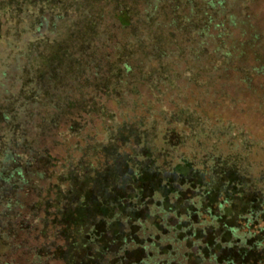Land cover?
Listing matches in <instances>:
<instances>
[{
	"label": "rangeland",
	"instance_id": "obj_1",
	"mask_svg": "<svg viewBox=\"0 0 264 264\" xmlns=\"http://www.w3.org/2000/svg\"><path fill=\"white\" fill-rule=\"evenodd\" d=\"M145 1L0 0V264H127L139 260L137 246L149 245L158 224L174 226L180 220L182 226L195 225L184 209L193 196L187 186H195L197 177L185 172V166L178 172L152 173L146 160L150 143L135 141L141 129L172 114L185 116L184 122L166 125L172 133L184 132L191 139L200 121L209 136L202 138L206 155L198 157L196 169L208 175L212 153L224 160V170L236 168L242 174L244 169L250 178L242 181L236 197L222 189L224 174L212 186L205 202H214L213 213L221 215L218 222L199 218L207 228L204 236L195 235L197 244L212 245L220 261L229 257L237 264H264V244L244 254L237 246L222 250L213 242L224 238L223 222L232 226L242 215L248 194L264 199V0H223L222 13L232 14L236 26L233 40L245 43L232 57L249 64L242 75L259 73L255 83L235 94L251 107L232 119L236 123L204 116L205 109L215 114L223 102L207 88L182 106L171 102L169 86H157L156 78L146 82L148 87L119 85L127 57L137 71L134 77L159 74L163 79V59L188 57L186 33L160 35L153 30L142 35L138 24L128 30L133 44L126 46L125 27L117 20L121 11L133 14L142 7L157 20L173 18L179 26L177 17L187 5V0ZM146 61L149 75L141 72ZM234 101L227 99L229 105ZM201 109L204 115L198 116ZM179 143L174 139L171 147L178 149ZM102 145L110 146L109 152ZM182 147V157L194 161L195 146L184 142ZM140 157L145 160L138 161ZM173 191L177 203L170 198L172 206L165 202V213H159L156 200L160 195L168 199ZM147 208L157 217H150ZM25 218L33 229H22ZM234 235L245 237V230L238 228ZM60 243L69 245L66 253ZM188 245L184 240L174 244L179 263L181 253L190 251ZM157 259L168 261L162 255Z\"/></svg>",
	"mask_w": 264,
	"mask_h": 264
},
{
	"label": "trees",
	"instance_id": "obj_2",
	"mask_svg": "<svg viewBox=\"0 0 264 264\" xmlns=\"http://www.w3.org/2000/svg\"><path fill=\"white\" fill-rule=\"evenodd\" d=\"M145 2H148V0ZM223 3V0H187V5H184L185 9H183L182 13H180L179 17H177L179 19V26L176 25L177 23L173 18L163 20L159 18L157 20L153 12L145 11L142 7L141 10H139L141 12L135 11L133 14L128 13V11H121L117 16V20H119L120 24L125 27V34H127L125 37L126 46L133 44L129 37L128 30L133 32L137 24V31L140 30L142 35L146 32L150 33L153 30H157L160 35L163 33L168 35L186 33L185 36L189 39V42L186 43L185 47L188 50V57L181 58L178 60V62L172 61L171 59L162 60L164 63H167V72L166 76L164 77L165 79H163L159 74L154 75V77L151 78L147 76L134 77V75L137 74V71H133V67L130 65V59L127 57V59L121 64L123 73L119 76V85L123 87L131 85L132 88L148 87L146 82L149 80L152 81L154 78H156L157 86L160 87L163 82L169 86V93H171L172 97L171 102L175 103V105L182 106H188L191 104V102L197 98L199 90H202L205 94V88H207L206 90H210V93H212L214 96L216 95V97L223 100V102L215 114H213L212 111L205 109L204 115L203 110L201 109L202 114H199L198 116L204 115L209 120L212 115H215L218 120L224 123H234L235 121L232 119L237 117L238 114H241L240 116H242L246 110L251 108L250 105L243 101V98H240L235 94H238L240 91H245L240 90L241 87L248 89L247 87L251 83H255L259 79V73L254 71L253 75L251 76L242 75L241 70H247L249 64H247L246 60H237L235 56L232 57L233 53L240 52L239 49L245 43L241 41L237 43L233 40L235 24L232 20V14L224 15L222 13ZM192 4L194 8H192ZM194 11L197 13V17L192 14ZM140 14L141 16L139 18ZM222 17L224 21L221 19ZM169 44L167 49H169ZM169 50H171V48ZM191 53L193 56H191ZM155 65L161 67L162 63L156 62ZM150 68L151 64H148L146 61V65L141 72L145 75H149ZM154 69L158 70V67H155ZM174 75H177L175 80L171 79V77ZM227 99H235L236 101H234V104L229 105L227 103ZM201 100L204 99L202 98ZM165 111L171 112L172 110L166 108ZM251 111L255 112V109L252 108ZM184 118L185 116L183 114H172L169 115V117H160V119H156L155 122H151L153 125L141 129V135L140 137H135V141L141 144L150 143L152 148L150 151L151 157L146 160L149 162L148 164L150 168H148L152 171V173L161 175L175 171L178 172L179 170L177 169L185 166L182 168L185 169V172L190 173L194 179L197 177V184L195 186H187V188H189V193H192L193 196L187 201V206L184 209V212L187 218L193 217L196 220L195 225L198 227V229H195L196 226L194 224L192 225L188 222H185L187 223L186 227L181 226L180 223H176L175 227L173 228V232L175 233L173 234L174 237L172 236L173 238H175L178 233L185 237L183 238L184 240L189 241L190 238L194 237V234H196L195 232H197L200 236H204V232L207 227H201L203 226V223L201 222L205 223L204 219H200L201 221L199 222V218L201 216L205 215L209 217L210 220L218 222L217 219H219L221 214H218L217 216L215 213H213L214 202L212 205H208L205 202L207 199L205 196L212 193V186H215L216 182L220 181L222 177L221 175L224 174L222 189L228 191L227 193L231 196L234 192L235 196L232 197L237 196L238 188L242 187V181L244 180L250 182V178L249 175L244 172V169L242 174L238 171L239 169L236 168L233 171L229 170V168L224 170V165H222V161L224 160H221L219 157L217 158L212 153L208 157L209 162L213 163L208 167V175L202 173V170L196 169L195 166L199 162L198 157L206 155V152H204L202 149V138H207L209 136H207L208 134H205L202 126H200V121L197 122L198 126L195 125V128H198V130L193 131L191 139H189V134L185 135L186 133L184 132L181 133L183 135L177 133L175 134L174 132L172 133V130L168 129V126H170L168 124H171V122H184ZM190 122H193V120L190 119ZM156 125L158 126L157 128ZM149 130H151V132ZM185 137L189 138L185 140ZM174 139L178 140V142H182L179 143V146H181L180 148L177 149L175 147H171V143L174 141ZM184 142L187 147L195 146L194 148H191L195 154V156H193L194 161L182 157V151L180 150L183 148L182 144ZM158 143H161L162 146L158 145ZM141 144H139V146ZM101 149L105 152H109L110 146L102 145ZM105 152H102V154H105ZM155 157H161L162 159L158 160L161 162L158 163L157 158ZM234 159L237 158L234 157ZM137 160L144 161L145 159L140 157ZM216 161L218 164H215ZM175 175L179 174L175 173ZM138 176L141 177V174L138 173ZM136 179L139 178L136 177ZM218 186L219 185H217V187ZM181 187L179 188L180 190ZM182 188L186 187L183 186ZM173 193H177V191H173ZM248 196H251L250 201H252L247 203L243 210L244 212L242 215L237 217L235 224L226 227L225 223L223 222L221 226L223 231L220 236L224 238L219 237V242L213 240V242L220 245L222 250L224 248L229 249L231 246H237L238 250L242 251L244 254H247L253 248L259 249L264 244V199L262 197L261 199L259 197H255L254 192H252V194H248ZM153 197L154 196L150 198L151 201H153ZM176 200L177 197H174V204L177 202ZM219 200H221V197ZM173 203L170 202L168 204L172 206ZM225 205V203H222V207ZM157 208H159V205ZM148 215L152 216L149 210ZM31 216L32 214L29 215V217ZM0 218L2 219L4 217L0 216ZM32 218H35V216H32ZM28 219L25 218V220L21 223L24 226L22 229H33V227L28 223ZM251 226H253L252 231L249 232ZM56 228H59V225ZM238 228L245 230V237L239 238L234 235ZM162 229L166 234L170 233L168 226L165 225L162 227ZM169 240L170 239H168V241ZM171 241H173V239ZM197 243L198 239L196 242H191L189 244L191 248L195 247L196 244V252L193 254L187 253L186 257L188 261L192 260V258L189 259V256H191L193 258L195 257L194 259L196 260V264H205L209 262H213L214 264H237L235 261L230 260L229 257L223 259L222 261L218 260L215 255L216 253L213 250V246L209 243H205L203 248L198 246ZM59 246L63 253H66L70 248L68 244L60 243ZM156 246L158 247L159 245ZM141 248L145 249L143 246ZM205 251L208 252L207 255ZM211 251H213V253ZM203 253L204 257L202 256ZM165 254V252H162V255L165 256ZM160 262L162 263V261H159L158 263L160 264ZM135 264L144 263L141 259Z\"/></svg>",
	"mask_w": 264,
	"mask_h": 264
},
{
	"label": "crops",
	"instance_id": "obj_3",
	"mask_svg": "<svg viewBox=\"0 0 264 264\" xmlns=\"http://www.w3.org/2000/svg\"><path fill=\"white\" fill-rule=\"evenodd\" d=\"M158 195H160V194H158ZM153 196H154V193H153ZM174 197H178L177 196V193H173L172 195H170L169 197H168V199H166L165 200V198L164 197H162L161 195L159 196V199L158 200H156V207L159 205V213H161V212H163V213H165V209H164V206H165V202L166 203H170L171 201H170V198H171V200L172 199H174ZM177 201V200H176ZM172 203V202H171ZM177 203V202H176ZM165 210V211H164ZM170 210V209H169ZM150 217H157V213L156 214H152V216H150ZM178 223H180V220H179V222L177 221V224ZM182 223H180V225H181ZM184 224H186L185 226H183V227H186L187 226V223H185L184 222ZM160 225V226H159ZM168 226L169 227V232L170 233H168V234H166L165 233V231L162 229V227L163 226ZM165 225H162V223L161 224H158V226L156 227V225H155V227L157 228V231H158V234H156L155 236L153 235L150 239H148L149 241H148V244L149 245H144V244H139L138 246H137V248H139L140 249V251H141V256H140V258H139V260L138 261H133V262H131V263H127V264H135V263H137V262H139L141 259L143 260V263L144 264H146L145 262H148L149 260H152L153 262H154V264H159L158 262L160 261V260H156V257L157 256H159V255H162V252H165L166 254H165V256L167 257V260L168 261H165V262H163L162 261V263L160 262V264H183L185 261H186V263L187 264H196V260L193 258V257H191V256H189V259L190 258H192V260H190V261H188V259H187V257H186V255H187V253H189V254H193L194 252H196V251H194V252H192L194 249L196 250V244H195V247H190V245H188V249L190 250V251H184V253L182 252L181 253V258H182V263H179L178 261H176V257H177V255H178V250H177V248H176V246H174V244L176 245V243H177V241H183L184 239L183 238H185L184 236H182L181 234H178L177 233V236L175 237V238H173L174 236H173V234H175L174 232H173V228L175 227V225L173 226H169L167 223L165 224ZM162 226V227H161ZM182 226V225H181ZM172 229V230H171ZM195 229H196V227H195ZM196 234H194V237L193 238H190V240L189 241H187V240H184L185 242H188V244H190L191 242H196L197 241V238L195 237V235H197L198 233L197 232H195ZM164 236H166V237H164ZM173 236V237H172ZM162 238H167V240H165L164 239V241L161 243V239ZM179 238V239H178ZM168 239H170L169 241H168ZM173 239V241H171ZM147 242V241H146ZM149 242H151V243H149ZM163 243H165V245L163 244ZM156 245H159L158 247L156 246ZM144 247L145 249H142L141 247ZM171 246V247H170ZM198 246H200L199 244H198ZM203 246L204 245H202V246H200L201 248H203ZM133 248H136V246L135 247H133ZM132 248V249H133ZM171 248V249H170ZM156 251H157V253H156ZM172 251V252H171ZM162 256H164V255H162ZM202 256L204 257V253L202 254ZM159 258V257H158ZM184 259H186V260H184ZM155 260H156V262H155ZM209 263H212V264H214L213 262H209Z\"/></svg>",
	"mask_w": 264,
	"mask_h": 264
}]
</instances>
